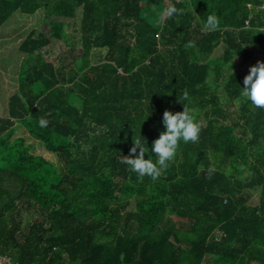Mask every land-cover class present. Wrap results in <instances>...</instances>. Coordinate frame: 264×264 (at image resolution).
I'll return each instance as SVG.
<instances>
[{"label":"trees","instance_id":"obj_1","mask_svg":"<svg viewBox=\"0 0 264 264\" xmlns=\"http://www.w3.org/2000/svg\"><path fill=\"white\" fill-rule=\"evenodd\" d=\"M169 4L184 11L159 21ZM40 10L50 29L20 44L18 89L0 115V256L264 264V110L237 100L264 53V0H0V28L16 11ZM78 12L77 46L65 25ZM210 13L219 25L209 32ZM53 39L70 48L57 64L42 54ZM99 52L104 59L93 62ZM221 82L228 103H238L231 118ZM185 91L199 139L181 142L156 180L138 178L120 162L132 135L151 150L163 111H181ZM40 117L47 127L37 126Z\"/></svg>","mask_w":264,"mask_h":264},{"label":"clouds","instance_id":"obj_2","mask_svg":"<svg viewBox=\"0 0 264 264\" xmlns=\"http://www.w3.org/2000/svg\"><path fill=\"white\" fill-rule=\"evenodd\" d=\"M184 10L177 8L174 4H169L158 14V20L164 21L166 18L174 17ZM219 19L214 13H210L202 21V28L205 31H214L218 28ZM232 64V62H231ZM229 68V75L232 78V68ZM239 86V97L249 103L252 109L264 110V61L258 60L249 67L247 74L243 77V87ZM183 101V103H182ZM178 102L182 104L181 111H170L165 109L162 113L161 121L163 128L159 130L158 136L151 143V150L145 147V137L140 133L135 137L132 135V146L129 154L121 156L120 162L127 166L128 170L135 173L138 178L145 176L156 180L168 167V163L175 157L178 146L181 142H196L199 139L201 126L195 118L194 109L190 107L191 101L188 93L183 92ZM48 120L40 117L37 126L47 127ZM139 149V151H137ZM151 152L155 155V160L145 158V154Z\"/></svg>","mask_w":264,"mask_h":264},{"label":"rangeland","instance_id":"obj_3","mask_svg":"<svg viewBox=\"0 0 264 264\" xmlns=\"http://www.w3.org/2000/svg\"><path fill=\"white\" fill-rule=\"evenodd\" d=\"M168 1H166L167 3ZM165 3V4H166ZM169 3V2H168ZM167 3V4H168ZM167 7V6H166ZM80 12L77 13L75 19L66 20L67 23L72 24L67 26L65 29L70 32V39L79 45L80 38ZM50 29V20L47 19L42 10L36 14L30 16L16 11L0 28V115L6 116L8 113L9 98L18 89V75L21 69V64L24 59L23 54L19 50V46L22 41L27 37L28 33L32 30H39L41 32H48ZM70 50L69 47L65 46L64 42L52 40L50 46L43 49L42 54L48 60H54L57 64L59 60L67 57V52ZM80 48L77 47L75 53H79ZM224 49L222 46H217L212 57L220 58L223 54ZM105 52H99L93 55V62H99L104 59ZM264 60V53L258 60ZM257 60V61H258ZM68 62V60H66ZM223 99V105L226 109L229 117H233L237 110L238 103L229 104V98L227 92L224 89L223 83H220L219 91L217 93ZM23 128H19L17 131H21ZM32 139V138H31ZM35 141L34 139H32ZM36 142V141H35ZM34 151L41 154L39 151L40 145L36 143L33 146ZM259 196L254 194L250 200L251 204H257ZM24 218L27 217V213H23Z\"/></svg>","mask_w":264,"mask_h":264},{"label":"built area","instance_id":"obj_4","mask_svg":"<svg viewBox=\"0 0 264 264\" xmlns=\"http://www.w3.org/2000/svg\"><path fill=\"white\" fill-rule=\"evenodd\" d=\"M0 264H16L13 263L9 258L7 257H1L0 256Z\"/></svg>","mask_w":264,"mask_h":264},{"label":"crops","instance_id":"obj_5","mask_svg":"<svg viewBox=\"0 0 264 264\" xmlns=\"http://www.w3.org/2000/svg\"><path fill=\"white\" fill-rule=\"evenodd\" d=\"M30 16H32V15H30Z\"/></svg>","mask_w":264,"mask_h":264}]
</instances>
